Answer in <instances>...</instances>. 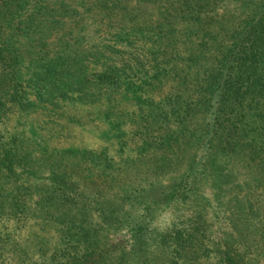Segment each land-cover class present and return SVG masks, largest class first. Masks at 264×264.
Segmentation results:
<instances>
[{"label":"rangeland","instance_id":"rangeland-1","mask_svg":"<svg viewBox=\"0 0 264 264\" xmlns=\"http://www.w3.org/2000/svg\"><path fill=\"white\" fill-rule=\"evenodd\" d=\"M217 1L200 26L168 0H0L24 96L2 99L0 152L38 161L0 173V264H264V127L215 102L203 62V32L250 5ZM51 161L93 200L84 230L40 215Z\"/></svg>","mask_w":264,"mask_h":264},{"label":"trees","instance_id":"trees-1","mask_svg":"<svg viewBox=\"0 0 264 264\" xmlns=\"http://www.w3.org/2000/svg\"><path fill=\"white\" fill-rule=\"evenodd\" d=\"M168 1L170 5L165 8L168 16L181 17L188 22L194 21L200 26L213 24L212 19L204 17L208 12L214 13L216 4L219 2L217 0ZM245 1L250 5V11L248 18H243V26L238 32L228 29V27L224 26L225 23L222 22H220V28L217 29V32H203L204 38H208L213 45V54L209 57L210 61H203L205 65L211 62V67L206 74V81H208L207 91H209L208 93L213 91L211 93L212 96H216V103L223 104L224 102L228 103L229 100H234L239 105L237 113L240 117L246 116L249 113L250 117L260 119L259 121H262V127H264V11L258 12L262 6L264 7V0ZM103 7H107V5ZM123 7V11L127 10L126 5ZM160 15L163 16L162 13ZM107 17L111 22L117 15L112 10H109ZM2 27L0 25V30ZM131 34L127 33V35ZM224 34L227 36L226 41L225 38L221 37ZM7 45L9 48L13 47L7 40H1L0 35V60H4L5 62V69L0 71V105H2V99L7 96L11 100L16 101H23L22 99L24 98L19 93V86H17L20 85L21 80L18 70L15 69V66L19 65V60L17 57L4 56L2 53L6 50ZM211 88L213 89L211 90ZM210 101L207 100V102ZM229 109L231 111L234 110L233 108ZM8 152L9 150H5L4 148L0 152V173L4 165L9 170L16 165H26L28 166V170H23L21 174L24 173L27 174L28 178H34L38 172V168H35L38 165V161L34 158L33 154L31 152H24L19 157L18 155L10 157ZM100 156H102V153L98 156L90 153L81 154L84 160L91 163L98 161ZM30 167L33 172L29 171ZM111 167V164L107 163L106 168L110 169ZM58 168H60V165H56V161H51L50 166H48L50 178L48 179V186L44 190L43 200L38 203L40 215L51 220L67 222L71 226H74V228L77 227L78 230H82L87 223L85 214L88 209L86 207L89 204L91 205V201L93 200L90 197L85 198L81 194L75 195L74 188L76 184L69 182L70 180L66 178L65 172L60 170L61 174H58L57 171H54V169L59 170ZM16 179V182L19 181L18 177ZM36 187L39 188L38 185ZM15 201L13 200V203L9 206L14 207L15 205L16 208L24 207L23 201L20 202L21 204L18 203L19 201L17 203ZM0 207H2L1 204ZM74 209L78 212L75 213ZM20 212H23V210L20 209ZM235 261V259L226 255L224 264H237Z\"/></svg>","mask_w":264,"mask_h":264}]
</instances>
